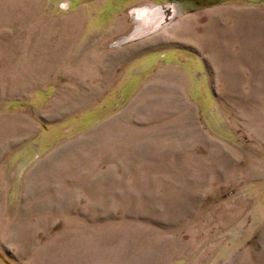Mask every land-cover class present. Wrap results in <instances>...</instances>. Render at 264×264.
<instances>
[{
    "label": "rangeland",
    "instance_id": "rangeland-1",
    "mask_svg": "<svg viewBox=\"0 0 264 264\" xmlns=\"http://www.w3.org/2000/svg\"><path fill=\"white\" fill-rule=\"evenodd\" d=\"M256 6L0 0V264H264Z\"/></svg>",
    "mask_w": 264,
    "mask_h": 264
},
{
    "label": "crops",
    "instance_id": "crops-1",
    "mask_svg": "<svg viewBox=\"0 0 264 264\" xmlns=\"http://www.w3.org/2000/svg\"><path fill=\"white\" fill-rule=\"evenodd\" d=\"M257 8L256 9H259V11L260 12H263V14H264V7H260V6H256ZM254 9V8H253ZM196 10V9H195ZM255 10V9H254ZM192 11H194V10H191L190 11V13H193ZM256 11V10H255ZM189 13V12H188ZM255 15H257V16H255V18H256V20L257 21H260V22H264L263 20H262V18L260 17V15H258V14H255ZM186 20H187V18H186ZM155 24V23H154ZM154 24H153V26H154ZM261 25L262 24H259L257 27H256V29H260L261 31H260V34H262L263 35V33H264V28H261ZM261 39H263V37H261ZM151 45H154V44H151ZM156 45V44H155ZM185 48L187 49V50H189V52L190 53H192V54H194V55H196V56H198V57H201L203 60H204V58H206V57H208V56H206L207 55V53H204V48H203V46H202V48L201 47H198V44H194V43H192L191 41L190 42H186L185 44ZM208 48V46H206V48H205V50H208L207 49ZM137 52V51H136ZM135 52V53H136ZM135 53H133V54H135ZM132 54V55H133ZM134 56V55H133ZM135 58H138V56L137 57H135ZM209 59V58H208ZM209 63V62H208ZM207 63V66L210 68V70L212 71V73H215V68H216V66H214L213 64H212V62H210L209 64ZM220 83H221V80L219 79V77H216L215 79H213V81H212V83H211V85L209 86V87H207V90H209V93H210V96H212V99H214V100H216V101H220V102H222L223 101V98H220L219 99V96H218V89L220 88ZM204 88H206V87H204ZM203 88V89H204ZM212 90V91H211ZM210 98V97H209ZM224 102V101H223ZM98 103V102H97ZM11 183H8L7 182V186L4 188L5 190H12L11 192H15V194L18 196L19 194V192L21 191V190H19L20 189V186H22V185H32L33 184V182H34V180L33 179H30V180H26L25 182H24V180L23 179H21V180H12V181H10ZM29 182V183H28ZM26 185V186H27ZM56 185H58L57 183H56ZM11 192H9V194L11 193ZM14 196V195H13ZM6 198L7 197V195H4V192H3V189H2V192H0V199L1 198ZM7 200V199H6ZM9 205V204H8ZM11 209H10V214H11V216L13 215V210L15 209V206H12L11 205V207H10ZM27 211H29V210H22V212L20 213V214H18V218H16L15 220L13 219V221L11 222H7L6 221V224L7 225H10L9 226V231L10 232H13V233H16V234H18V236L20 237L21 236V234L23 233V231H22V229H24L25 231H26V228L28 227V224H30V223H32V221L33 220H35V218H37V217H40V216H43V217H46V216H48V213H47V215L45 216V213L44 214H42V213H38V212H36V210H34L32 213H33V219L31 220V218L29 217V215H28V212ZM0 222H2V217H4V214L3 213H0ZM42 221V220H41ZM5 223V222H4ZM0 226H2V224L0 225ZM2 229L3 230H0V231H4L5 229H4V227H2ZM45 231V230H44ZM38 233H42L41 231H37ZM6 234V233H5ZM15 239V238H14ZM1 247L4 249V250H6L7 251V253L8 252H10V247L9 246H7V245H2L1 244ZM13 255H16L15 253H12ZM12 256V255H11ZM16 257V256H15Z\"/></svg>",
    "mask_w": 264,
    "mask_h": 264
},
{
    "label": "bare ground",
    "instance_id": "bare-ground-1",
    "mask_svg": "<svg viewBox=\"0 0 264 264\" xmlns=\"http://www.w3.org/2000/svg\"><path fill=\"white\" fill-rule=\"evenodd\" d=\"M167 7H165V8L162 7V9H164V10L161 11L159 18L157 19V21L155 23V26H159L160 24L166 22V20L168 19V17L165 14L166 12H169V9Z\"/></svg>",
    "mask_w": 264,
    "mask_h": 264
},
{
    "label": "flooded vegetation",
    "instance_id": "flooded-vegetation-1",
    "mask_svg": "<svg viewBox=\"0 0 264 264\" xmlns=\"http://www.w3.org/2000/svg\"><path fill=\"white\" fill-rule=\"evenodd\" d=\"M154 22H155V21H154ZM155 27H157V26H155ZM155 27H154V28H155ZM151 29H152V28H151Z\"/></svg>",
    "mask_w": 264,
    "mask_h": 264
}]
</instances>
